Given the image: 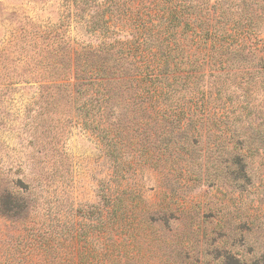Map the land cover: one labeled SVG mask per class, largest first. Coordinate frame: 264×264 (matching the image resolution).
Returning a JSON list of instances; mask_svg holds the SVG:
<instances>
[{"label": "rangeland", "instance_id": "rangeland-1", "mask_svg": "<svg viewBox=\"0 0 264 264\" xmlns=\"http://www.w3.org/2000/svg\"><path fill=\"white\" fill-rule=\"evenodd\" d=\"M70 9V0H0V41L21 23L65 30ZM45 36L0 82V264L104 261L90 208L102 187L114 200L112 264H264V86L225 75L206 98L198 143L171 128L115 129L129 122L121 114L109 133L114 155L84 100L52 87L58 64ZM206 74L210 85L215 73Z\"/></svg>", "mask_w": 264, "mask_h": 264}, {"label": "trees", "instance_id": "trees-1", "mask_svg": "<svg viewBox=\"0 0 264 264\" xmlns=\"http://www.w3.org/2000/svg\"><path fill=\"white\" fill-rule=\"evenodd\" d=\"M70 1L72 9L61 20L65 30L21 23L0 41V82L13 80L14 64L27 55L21 49L47 35L58 64L49 73L58 81L52 87L84 100L83 114L92 121L99 118L94 127L104 131L114 155L109 133L112 119L121 114L129 122L115 129L137 132L144 124L152 132L171 128L184 133V142L198 143L209 130L203 121L212 109L206 98L213 95L212 88L222 91L225 75L238 77L240 88L244 82L264 86V0ZM78 34L93 36L96 43L80 41ZM207 71L216 76L210 85ZM142 118L153 120L148 124ZM113 207L102 187L99 203L90 206L99 214L103 236L99 252L104 261L97 264L115 260V225L107 214Z\"/></svg>", "mask_w": 264, "mask_h": 264}]
</instances>
